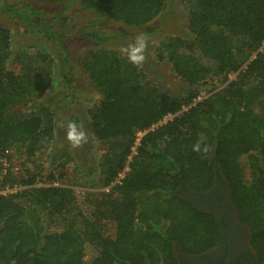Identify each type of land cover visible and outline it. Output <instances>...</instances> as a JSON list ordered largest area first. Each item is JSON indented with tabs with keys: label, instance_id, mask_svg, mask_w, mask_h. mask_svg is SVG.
I'll return each instance as SVG.
<instances>
[{
	"label": "trees",
	"instance_id": "1",
	"mask_svg": "<svg viewBox=\"0 0 264 264\" xmlns=\"http://www.w3.org/2000/svg\"><path fill=\"white\" fill-rule=\"evenodd\" d=\"M32 1L62 3L65 9L78 3L83 11L142 28L169 0ZM185 2L190 37L162 41L157 48L185 86L180 98L162 91L128 53L113 48L112 41L128 44L127 35L114 33L100 18L87 22L84 35L99 47L87 49L81 64L102 95L88 113L92 133L108 150L101 174L112 192L103 200V213L113 232L106 234L80 208L70 187L37 185L39 172L29 169L21 176L11 168L2 174L0 161V187L23 186L0 194V260L5 264H178L174 244L199 253L220 239L214 216L177 194L183 185L209 191L216 165L264 260V0ZM0 12L25 26L46 49L25 50L34 67L49 60L47 51L63 57L62 65L68 63L62 86L72 105L74 70L65 45L69 30L62 27L65 16L45 21L46 13L25 0L0 1ZM53 45H59L58 54ZM12 53L10 31L0 23V158L6 150L33 158L54 137L56 113L42 99L53 78L42 73L27 82L12 74L7 66ZM230 74L236 78L229 80ZM214 77H225V87L194 104L195 87ZM27 102H32L28 109L15 110ZM168 114L176 115L154 127Z\"/></svg>",
	"mask_w": 264,
	"mask_h": 264
},
{
	"label": "rangeland",
	"instance_id": "2",
	"mask_svg": "<svg viewBox=\"0 0 264 264\" xmlns=\"http://www.w3.org/2000/svg\"><path fill=\"white\" fill-rule=\"evenodd\" d=\"M0 1L3 2L4 0ZM25 1L31 2L42 13H46L45 21L51 22L52 17L59 14L65 16V24L62 27L69 30L65 45L69 46L70 62L74 70L72 87L75 99L72 105L68 104L62 86V72L66 71V66H68L66 62L61 64L64 58H58L47 51L50 54L49 60L40 68L34 67L27 61L25 50L31 48L46 51V49L36 44V37L28 32L25 26L0 12V23L9 29L12 41L13 53L8 61V70L27 82L35 80L39 74L48 73L53 78V83L46 89L42 99L56 113V128L53 139L45 143L41 152L33 158H27L20 151L11 152L7 157L10 161V168L16 176L25 174L28 169L39 172L37 185L55 184L70 187L75 193L80 208L88 216L95 219L106 234H111L113 227L107 215L103 213L105 208L103 200L112 192V187L104 185L101 174L102 156L108 150L99 143L92 133L88 113L90 108L100 102L102 95L81 64L82 55L87 49L99 47L84 35L88 27L87 22L91 19L100 18V24L113 30L114 33L116 31L121 36L127 35L128 41L126 43L128 44L120 46L119 44H123L122 42L112 41L111 43L114 44L113 48L121 53H127V47L135 43L137 36H144L146 47L144 59L140 63L141 70L162 91L180 98L185 94V86L172 70L171 63L167 59L161 60L158 57L157 48L162 41L169 42L176 37L184 39L190 37L186 2L185 0H169L167 7L155 21L142 28H127L117 22L109 21L101 16L103 14L100 13V15L96 11L79 9L78 3H73L68 9H65L62 3ZM55 27L60 28L59 23H56ZM147 33L150 34L146 35ZM52 48L55 49V54H58L59 45H53ZM236 75L230 74L229 80L235 79ZM226 84L225 77L209 78V80L196 86L195 91L201 96H209L223 89ZM31 103L21 104L15 110H26ZM70 122H75L87 134L86 141L78 147L72 145L67 139ZM139 135L141 136V134ZM127 169L128 167L125 170Z\"/></svg>",
	"mask_w": 264,
	"mask_h": 264
},
{
	"label": "flooded vegetation",
	"instance_id": "3",
	"mask_svg": "<svg viewBox=\"0 0 264 264\" xmlns=\"http://www.w3.org/2000/svg\"><path fill=\"white\" fill-rule=\"evenodd\" d=\"M177 194L199 210L212 214L221 233L217 244L199 253L187 252L174 244L178 264H264L252 246L251 228L242 220L231 199L229 183L221 172L216 173L209 191L200 193L183 185ZM0 264L5 263L0 260Z\"/></svg>",
	"mask_w": 264,
	"mask_h": 264
},
{
	"label": "clouds",
	"instance_id": "4",
	"mask_svg": "<svg viewBox=\"0 0 264 264\" xmlns=\"http://www.w3.org/2000/svg\"><path fill=\"white\" fill-rule=\"evenodd\" d=\"M145 38L140 35L137 36L134 44H130L126 51L128 53V59L134 64H140L144 59V49H145ZM67 139L74 146H80L87 139V134L85 131L81 130L75 122H70L68 124ZM194 150H199V145H194Z\"/></svg>",
	"mask_w": 264,
	"mask_h": 264
},
{
	"label": "built area",
	"instance_id": "5",
	"mask_svg": "<svg viewBox=\"0 0 264 264\" xmlns=\"http://www.w3.org/2000/svg\"><path fill=\"white\" fill-rule=\"evenodd\" d=\"M264 49V41L262 43V46L260 48V50H263ZM206 97L208 96H201L200 94H197V96L195 97L194 99V104L199 102V101H202L204 100ZM183 109H187V107H183ZM176 114H168L166 117L163 118V120H161L158 124H156L154 127H157L158 125H162L164 123H166L168 120H171L174 118ZM142 135V133H139ZM140 136V135H139ZM139 142V141H138ZM11 153V150H6V153L5 155H3L2 158H0V161L2 163V167H3V171H2V174H6L8 169L10 168V161L8 160V156L10 155ZM124 174L125 172H122L120 173L119 177L117 178L116 182L115 183H118L120 182V179L122 177H124ZM114 183V184H115ZM23 189V186L22 185H18V184H15L14 186H11V185H6L4 187H0V194H7V193H12V192H16L18 190H22Z\"/></svg>",
	"mask_w": 264,
	"mask_h": 264
},
{
	"label": "water",
	"instance_id": "6",
	"mask_svg": "<svg viewBox=\"0 0 264 264\" xmlns=\"http://www.w3.org/2000/svg\"><path fill=\"white\" fill-rule=\"evenodd\" d=\"M217 172H221V171H220V168H219L218 165H216V173H217Z\"/></svg>",
	"mask_w": 264,
	"mask_h": 264
}]
</instances>
